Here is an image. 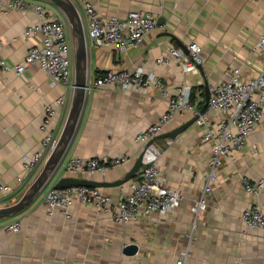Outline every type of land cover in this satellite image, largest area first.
<instances>
[{"label":"crops","instance_id":"crops-1","mask_svg":"<svg viewBox=\"0 0 264 264\" xmlns=\"http://www.w3.org/2000/svg\"><path fill=\"white\" fill-rule=\"evenodd\" d=\"M51 10L63 15L56 5L45 0ZM83 16L86 31L89 16L85 2L103 17L124 18L134 10H144L161 20L160 24L134 47L126 51L114 45L89 50V83L84 108L75 136L62 160L71 156L111 160L128 157L129 161L111 167L105 173L77 174L95 180L115 181L123 178L143 151L137 134L154 124L168 109V97L158 88L114 90L94 86L97 74L108 70H136L157 74L170 95L188 82L193 88L195 108L204 102L205 80L212 90L228 79V72L240 68L245 79L257 76L264 65L261 55L251 51L264 34V1L250 0H74ZM40 16L31 7L26 10L0 8V55L10 63L20 62L33 46H40L43 35H26L30 24H39ZM169 32L170 34H165ZM179 41V42H178ZM201 46L200 68L184 72L176 63H158L169 55L171 47ZM182 49V48H181ZM187 59L191 55H185ZM72 90L50 84L49 75L39 66L23 74L0 70V186L10 184L17 200L30 184L23 158L44 152L42 129L45 106ZM70 102L58 110L52 121L55 138L61 134ZM208 126L196 121L175 138H160L147 157L157 154V166L165 184L184 194L182 203L162 216L132 219L119 223L92 203L75 201L70 216L57 211L50 215L41 194L16 215L0 218V264H176L182 251L188 256L184 264H264V230L249 229L241 212L253 204L264 211V190L259 195L248 192L243 183L264 179V117L237 153L236 162L226 160L218 170L206 194V209L196 218L192 207L202 194L210 169L212 146L206 133L223 115L209 109ZM194 116L179 112L161 133L172 131ZM160 133V134H161ZM61 162V163H62ZM60 171V170H59ZM139 179V175L136 180ZM54 178L49 185H54ZM133 181L102 187L114 202L132 192ZM0 197L4 194L0 193ZM6 198V197H5ZM5 198L0 199L4 200ZM21 221L18 231L5 228L8 222ZM134 243L135 255L124 248Z\"/></svg>","mask_w":264,"mask_h":264},{"label":"built area","instance_id":"built-area-1","mask_svg":"<svg viewBox=\"0 0 264 264\" xmlns=\"http://www.w3.org/2000/svg\"><path fill=\"white\" fill-rule=\"evenodd\" d=\"M264 1V0H250ZM31 7L40 16L39 24H30L25 29L26 35L41 33L43 42L40 46L31 47L23 59L18 63H10L0 55V70L23 74L32 66H39L47 72L50 84H62L70 91L74 89L73 47L71 45L70 25L63 15L54 13L44 2H28L24 0H0V8L4 10ZM85 9L89 16L87 36L97 46L114 45L120 51L138 46L145 36L157 27V17L144 10H134L126 17H103L94 7L85 2ZM191 58L187 59L181 48L171 47L169 55L158 58V63H176L184 72H192L201 63V46L193 43L190 47ZM251 51L264 59V34L253 45ZM89 83V87H90ZM94 86L98 89L111 87L114 90L152 89L158 88L168 97L167 111L152 125L141 130L135 140L146 144L161 132L177 116L179 112L191 111L199 114V109L192 103L193 88L186 82L176 88L170 95L163 86L160 77L153 72H146L139 67L136 70H108L100 74ZM88 87V88H89ZM71 102V96L66 93L60 95L55 104L45 106L42 129L45 133L43 139L44 152L26 155L23 158V167L27 174L34 175L42 167L46 157L51 152L57 139L52 132V121L58 110ZM209 109L218 111L223 115L220 122L205 134L212 146L210 169L205 177V187L193 205L192 210L196 218L206 209V194L211 191V182L217 179L218 170L226 160L236 162L237 153L243 148L247 138L259 125L264 117V65L257 76L243 78L240 68L228 72V79L216 86L208 102ZM200 126H208L210 120L207 112L201 114L196 121ZM145 146V145H144ZM154 149L153 145L150 150ZM149 151V150H148ZM157 154L145 159L139 179L133 181L132 192L119 202L99 187L70 186L59 188L48 185L44 191V201L50 215L60 211L70 216V210L75 201L95 204L101 212L110 215L119 223H127L132 219L150 217L155 214L166 215L178 207L184 200V194L178 189L165 184V177L157 166ZM129 161V158L115 157L111 160L99 158H83L71 156L63 161L58 170L60 174L77 175L83 172L105 173L114 166ZM243 183L248 192L259 195L264 190V179L252 181L244 176ZM15 192L10 184L0 186V193L5 198L0 204L8 202L9 196ZM241 219L249 229L264 230V211L259 205L253 204L241 212ZM22 227L21 221L15 219L8 222L5 228L9 231H18ZM188 256L182 251L176 264H184Z\"/></svg>","mask_w":264,"mask_h":264},{"label":"water","instance_id":"water-1","mask_svg":"<svg viewBox=\"0 0 264 264\" xmlns=\"http://www.w3.org/2000/svg\"><path fill=\"white\" fill-rule=\"evenodd\" d=\"M57 7H59L66 18L68 19L72 43H73V60H74V89L72 91L71 102L68 117L65 126L58 136L57 141L52 148L51 152L46 157L42 167L34 175L30 184L19 197L17 201H8L0 204V218L11 217L18 214L29 206L41 192L52 182L55 178V186L59 188H66L70 186H87V187H111L117 185H123L130 181H135L140 174L148 150L152 147L154 142L160 138H175L177 134L190 127L201 114H205L208 110V102L211 96V88L208 84V80H205V97L204 104L202 105L199 114L194 115L187 122L183 123L179 127L172 131L161 133L155 138L145 144L143 151L135 159L130 170L115 181L95 180L87 177H81L79 175L60 174L58 168L69 148L84 108L86 93L89 87V50L88 46L90 40L87 36V31L83 21V16L77 4L74 0H45ZM161 20L158 19L157 24H160ZM165 34H170L166 32ZM179 42V41H178ZM184 54L189 55L190 50L186 48L181 42L179 43ZM201 72H203L201 65H198ZM139 247L137 244L130 243L124 248V253L127 255H135L138 253Z\"/></svg>","mask_w":264,"mask_h":264},{"label":"trees","instance_id":"trees-1","mask_svg":"<svg viewBox=\"0 0 264 264\" xmlns=\"http://www.w3.org/2000/svg\"><path fill=\"white\" fill-rule=\"evenodd\" d=\"M102 73H103V72H101V73H98V74H97V77H98L100 74H102ZM194 102H195V96H194V95H192V103H194ZM203 103H204L203 101H200V103H199V104L201 105V104H203Z\"/></svg>","mask_w":264,"mask_h":264},{"label":"rangeland","instance_id":"rangeland-1","mask_svg":"<svg viewBox=\"0 0 264 264\" xmlns=\"http://www.w3.org/2000/svg\"><path fill=\"white\" fill-rule=\"evenodd\" d=\"M70 35H71V30H70ZM71 45H72V47H73V43H72V35H71ZM73 70H74V64H73ZM59 173V170H58V172H57V174ZM19 199V198H18ZM17 199V200H18ZM17 200H15V201H17Z\"/></svg>","mask_w":264,"mask_h":264}]
</instances>
